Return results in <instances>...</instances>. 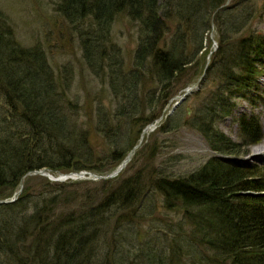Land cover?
Segmentation results:
<instances>
[{
  "label": "trees",
  "instance_id": "16d2710c",
  "mask_svg": "<svg viewBox=\"0 0 264 264\" xmlns=\"http://www.w3.org/2000/svg\"><path fill=\"white\" fill-rule=\"evenodd\" d=\"M226 2L56 0L54 10L76 35L84 65L113 98L112 109L100 105L103 95L96 98L93 132L104 143L96 147L76 119L69 65L53 70L39 45H19L0 12V202L16 195L0 203V264H264V196L242 195L264 193V161L236 160L247 154L241 147L261 139L258 120L238 119V144L213 125L234 100H249L258 90L264 32L251 24L264 15V1L259 11L244 1ZM121 19L136 34L129 66L112 40ZM211 25L219 35L213 53L202 46ZM208 53L200 82L214 74L217 83L184 125L216 156L196 171L173 178L144 167L114 188L107 180L82 192L34 176L18 193L21 177L40 169L52 175L114 171L142 126L153 122L144 111L163 108L190 68L199 74ZM179 120L177 107L155 129L174 130ZM34 180H41L37 189L29 186ZM170 213L180 218L173 221ZM145 224L150 232L142 237Z\"/></svg>",
  "mask_w": 264,
  "mask_h": 264
},
{
  "label": "rangeland",
  "instance_id": "374dc122",
  "mask_svg": "<svg viewBox=\"0 0 264 264\" xmlns=\"http://www.w3.org/2000/svg\"><path fill=\"white\" fill-rule=\"evenodd\" d=\"M243 1L248 4L251 3L259 11L264 0H227V3L231 5L232 3L235 4ZM55 2L56 0H0V12L7 19L8 25L19 45L22 47H30L35 44L39 45L44 51L47 62L53 70L65 64L69 65L72 74L69 97L77 99L78 111L76 119L78 123H81L80 126L82 128L89 129L90 135L88 136V142L96 147L103 143V139L100 138L99 134L93 132V113L96 114L94 109L96 105H99L96 98L97 96L103 95L100 105L104 108H110L111 106V109L113 98L109 96L107 87L102 86L99 79L84 65L76 35L71 32L66 21L55 12ZM251 28L264 32V15L260 20L256 19L253 21ZM218 38V32L215 35V30H213L211 25V30L203 40V50L213 53L216 50ZM112 40L120 48L124 65L129 66L136 43L135 29L126 22V19H121L112 29ZM207 59V56L203 58L201 61L202 65L205 66ZM204 66L202 67L204 68ZM201 70H199V74L196 76V74H193L196 71L190 68L186 75L178 80L174 88L177 91L175 93L173 92V96L168 99L166 105H172L175 102V100H172L174 96L180 94L185 88L196 84L202 75L203 69ZM257 70L261 73L257 78L258 90L248 94L249 100H234L230 108V113L218 119V121L216 120L213 125L218 132L223 134L231 142L238 144L240 143L237 125L238 119L240 117H255L259 123L261 139L254 145L241 147V151H246L247 154L238 158L246 161L250 165L255 164L259 166L264 161V66H258ZM215 83L217 82L214 74L210 77V80L207 76L206 79L204 78V80L198 83L195 91L191 92L185 97L184 101L177 105L180 113V124L174 130L168 131L169 129H162L163 127L160 129L161 131L155 129V121L157 119L160 118L157 126L163 124L168 106L166 107L165 105L162 108L161 106H153L152 104L151 109H146L143 117L147 120L152 115V119L154 120L151 124L142 126L143 128L140 129L135 140L137 141L141 132L144 130L145 136L143 140L134 150L131 160L125 168L115 179H110L111 184L109 187L114 188L123 180L132 176L137 170H141L144 167H148V169L161 168L173 178L183 177L196 171L208 159L216 156L198 132L184 125L185 118L193 117L195 109H199V106L205 103V98L214 89L216 86ZM147 87L148 84L145 88ZM157 92L158 90L156 89V94ZM203 100L205 101L202 102ZM172 112H170V115ZM199 113L204 115V112ZM133 139L134 132L129 136L128 141L125 140L123 142L122 149L125 147L126 142L131 143ZM153 146L155 147V153L152 151ZM47 175L50 178H57V176L55 177L51 173H47ZM28 178L25 177L23 181H26ZM41 179H45L52 185L60 184L59 182H52L47 176H41ZM68 182L74 181L61 182L62 184L65 183L64 190L67 192L72 190L82 192L85 189H96L99 187L101 181L88 182V180H80L78 182L88 183L78 184L72 187L67 186ZM39 183H41V180H34L32 183H29V186L37 189ZM157 210L158 216H164L163 210ZM167 216L173 221H177L180 218L171 213ZM139 232L142 237L147 236V232H150L148 224L143 225Z\"/></svg>",
  "mask_w": 264,
  "mask_h": 264
},
{
  "label": "water",
  "instance_id": "95a60500",
  "mask_svg": "<svg viewBox=\"0 0 264 264\" xmlns=\"http://www.w3.org/2000/svg\"><path fill=\"white\" fill-rule=\"evenodd\" d=\"M207 61L206 60V66H207ZM206 66H204L203 69V74L201 75L200 79L204 76V70L206 69ZM199 79V80H200ZM199 80L197 81V83L199 82ZM197 88V85H193L191 87H187L185 88L180 94L176 95L174 98H172V100H175V102L172 104L171 106V110H173L175 107H177V105H179L182 101H184L185 97L188 96L191 92L195 91ZM169 103V102H168ZM168 106V104L166 105V107ZM168 108V107H167ZM171 111H169L170 113ZM160 120L157 119L155 121L158 122ZM143 137V131L141 133V135L139 136V140L137 142V144L135 146H133V148L127 153L126 157L123 159V161L120 163V165L110 174L106 175V176H97L94 174H90V173H85V172H79V173H69V174H58V177L56 179L54 178H50L49 175H47V173H49L47 170L45 169H41L39 171H33L31 173H26L19 181V190H21L22 187V180L27 177V176H47V178L49 180H51L52 182H63L66 180H89V181H105V180H110L112 178H114L115 176H117V174H119V172H121V170L125 167V165L129 162L133 151L139 146L141 140ZM243 195H248V196H264V193H245ZM15 200V197H12L8 202L4 201V202H0L2 204H7V203H11Z\"/></svg>",
  "mask_w": 264,
  "mask_h": 264
},
{
  "label": "bare ground",
  "instance_id": "6f19581e",
  "mask_svg": "<svg viewBox=\"0 0 264 264\" xmlns=\"http://www.w3.org/2000/svg\"><path fill=\"white\" fill-rule=\"evenodd\" d=\"M263 151V150H262Z\"/></svg>",
  "mask_w": 264,
  "mask_h": 264
}]
</instances>
